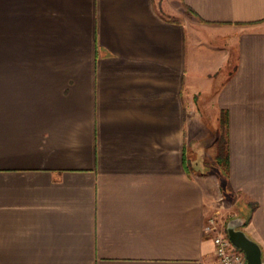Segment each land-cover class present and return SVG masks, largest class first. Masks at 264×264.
Returning <instances> with one entry per match:
<instances>
[{"label":"crops","instance_id":"1","mask_svg":"<svg viewBox=\"0 0 264 264\" xmlns=\"http://www.w3.org/2000/svg\"><path fill=\"white\" fill-rule=\"evenodd\" d=\"M221 113L264 263V0H0V264H217Z\"/></svg>","mask_w":264,"mask_h":264},{"label":"rangeland","instance_id":"2","mask_svg":"<svg viewBox=\"0 0 264 264\" xmlns=\"http://www.w3.org/2000/svg\"><path fill=\"white\" fill-rule=\"evenodd\" d=\"M186 13V16L184 17V21L186 23H188L192 28H194L195 30V37L196 39L197 38H202V37H205L208 38V34L204 32V28H203V23H201L197 18L194 17V15L191 13V12H185ZM229 60H228V65H226V67H224V69L221 70V72L219 73V79H218V82L217 84L220 82V79L225 77L229 72L230 70L232 69V66H233V49H230V54H229ZM205 108V107H204ZM203 115V114H202ZM213 137H214V144H213V153H214V157H213V160L210 161V162H207L206 161V164H205V167H208V168H215V169H211V170H214V171H218L217 172V178L219 180V183L220 185L224 186V191L223 192H220L221 195L222 193L225 195L223 196V200L225 201L226 204H218L217 206V209L216 210H213V213L209 216H213V217H216L218 222H219V225L221 226V228L224 230L225 232V226L227 224V222L233 218H235V211L236 209L235 208H231L229 203L232 202L233 200V194H228L225 189L227 188L225 186V183H226V178L228 177V171H229V148H228V167H226L223 163H220V164H217L216 161H215V157H216V145H215V140L217 137H220L222 139L226 138V141H227V144H228V130L225 126V114H220L219 115V121H218V127L213 130ZM207 136H210L212 137L211 135H207ZM209 139V137L207 138ZM205 139L206 142L204 143H208L210 141ZM198 147H204V148H207L203 143L201 145H196V148Z\"/></svg>","mask_w":264,"mask_h":264},{"label":"built area","instance_id":"3","mask_svg":"<svg viewBox=\"0 0 264 264\" xmlns=\"http://www.w3.org/2000/svg\"><path fill=\"white\" fill-rule=\"evenodd\" d=\"M203 231L210 235L217 264H246L243 252L232 245L216 217L206 219Z\"/></svg>","mask_w":264,"mask_h":264},{"label":"water","instance_id":"4","mask_svg":"<svg viewBox=\"0 0 264 264\" xmlns=\"http://www.w3.org/2000/svg\"><path fill=\"white\" fill-rule=\"evenodd\" d=\"M244 222L245 219L239 217L229 220L225 226L226 235L232 245L243 252L246 264H264L259 245L241 229Z\"/></svg>","mask_w":264,"mask_h":264},{"label":"trees","instance_id":"5","mask_svg":"<svg viewBox=\"0 0 264 264\" xmlns=\"http://www.w3.org/2000/svg\"><path fill=\"white\" fill-rule=\"evenodd\" d=\"M220 137H217L215 140V145H216L215 161L217 164L223 163L226 167H228V144L226 138L222 139Z\"/></svg>","mask_w":264,"mask_h":264}]
</instances>
